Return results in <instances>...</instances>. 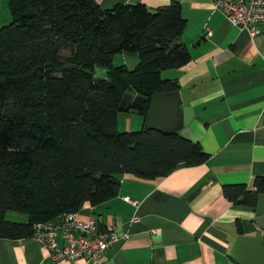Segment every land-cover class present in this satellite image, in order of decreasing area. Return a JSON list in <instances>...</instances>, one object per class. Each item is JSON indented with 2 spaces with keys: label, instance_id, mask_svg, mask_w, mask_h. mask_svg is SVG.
<instances>
[{
  "label": "trees",
  "instance_id": "trees-1",
  "mask_svg": "<svg viewBox=\"0 0 264 264\" xmlns=\"http://www.w3.org/2000/svg\"><path fill=\"white\" fill-rule=\"evenodd\" d=\"M8 8L11 21L0 26V238L27 237L37 222L109 200L124 174L154 179L209 159L179 132L117 130L129 87L147 99L180 88L160 76L190 60L179 1L154 10L96 0H9ZM123 52L139 55L132 72L113 63ZM147 106L132 110L144 119ZM222 192L254 208L264 176Z\"/></svg>",
  "mask_w": 264,
  "mask_h": 264
},
{
  "label": "crops",
  "instance_id": "crops-1",
  "mask_svg": "<svg viewBox=\"0 0 264 264\" xmlns=\"http://www.w3.org/2000/svg\"><path fill=\"white\" fill-rule=\"evenodd\" d=\"M96 1L102 8L143 3L154 10L171 0ZM177 1L186 20L179 40L190 60L160 76L190 91L194 116L178 132L210 156L194 166L179 163L154 179L124 174L117 195L76 212L82 220L115 226L118 234L128 232L106 251L103 264H236L228 256L233 240L240 229L254 234V220L264 215V193L247 208L222 192L225 184L251 188L255 176H264V31L250 36L230 25L211 0ZM205 27L210 36L203 35ZM0 264L86 263L54 261L29 235L0 238Z\"/></svg>",
  "mask_w": 264,
  "mask_h": 264
},
{
  "label": "built area",
  "instance_id": "built-area-1",
  "mask_svg": "<svg viewBox=\"0 0 264 264\" xmlns=\"http://www.w3.org/2000/svg\"><path fill=\"white\" fill-rule=\"evenodd\" d=\"M211 1L214 9L221 11L230 25L245 30L250 36L264 31V0ZM203 35L210 36L211 30L205 27ZM127 237V231L118 234L115 226H104L98 219L82 220L76 212L37 222L31 234L34 243L46 249L54 261L80 259L86 264H103L106 251Z\"/></svg>",
  "mask_w": 264,
  "mask_h": 264
},
{
  "label": "water",
  "instance_id": "water-1",
  "mask_svg": "<svg viewBox=\"0 0 264 264\" xmlns=\"http://www.w3.org/2000/svg\"><path fill=\"white\" fill-rule=\"evenodd\" d=\"M123 64L132 72L140 62L136 53H122ZM189 90L156 91L149 99L137 94L129 87L122 95L118 109L140 110L148 101L147 112L143 119V130H156L169 133L178 132L188 125L194 116L189 105ZM258 229L252 235L239 234L233 240L228 256L236 264H264V215L254 220Z\"/></svg>",
  "mask_w": 264,
  "mask_h": 264
},
{
  "label": "rangeland",
  "instance_id": "rangeland-1",
  "mask_svg": "<svg viewBox=\"0 0 264 264\" xmlns=\"http://www.w3.org/2000/svg\"><path fill=\"white\" fill-rule=\"evenodd\" d=\"M9 0H0V26L8 24L11 21V15L8 8ZM122 54H117L114 58V65L122 63ZM166 70V69H165ZM164 79V77H161ZM132 109L129 111H121L117 118V130L118 131H136L140 130L143 125L142 116ZM8 218L11 220H24L25 216L18 212H9Z\"/></svg>",
  "mask_w": 264,
  "mask_h": 264
}]
</instances>
